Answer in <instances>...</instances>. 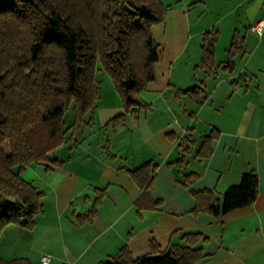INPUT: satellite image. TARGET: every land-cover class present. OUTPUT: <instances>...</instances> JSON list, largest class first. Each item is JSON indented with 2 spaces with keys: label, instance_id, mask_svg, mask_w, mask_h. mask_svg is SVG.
Masks as SVG:
<instances>
[{
  "label": "crops",
  "instance_id": "obj_1",
  "mask_svg": "<svg viewBox=\"0 0 264 264\" xmlns=\"http://www.w3.org/2000/svg\"><path fill=\"white\" fill-rule=\"evenodd\" d=\"M216 1L221 11L211 9ZM161 2L168 9L151 28L160 60L141 93L148 107L116 123L114 113L107 115L98 141L60 146V165L25 168L23 178L43 192V209L31 229L4 227L1 260L39 264L48 254L53 264H97L123 246L133 257L164 253L184 243L185 233L199 232L195 245L206 256L197 264H264V31L250 30L264 21V0ZM197 5L208 18L191 14ZM211 31L217 36L203 65L204 34ZM194 85L205 95L201 102L184 93ZM86 130L80 139L95 133ZM210 133V154L200 157ZM147 162L154 177L142 193L129 170ZM251 170L258 193L250 205L218 216L193 210L192 191L210 189L221 198Z\"/></svg>",
  "mask_w": 264,
  "mask_h": 264
},
{
  "label": "trees",
  "instance_id": "obj_2",
  "mask_svg": "<svg viewBox=\"0 0 264 264\" xmlns=\"http://www.w3.org/2000/svg\"><path fill=\"white\" fill-rule=\"evenodd\" d=\"M167 7L161 0H0V234L8 224L34 227L43 192L22 177L23 169L41 162L60 165L48 155L64 141L72 147L89 123L96 106V61L122 99L123 113L110 122L148 107L141 92L155 79L160 60L151 28L163 20ZM204 35L201 58L207 65L217 33ZM184 93L198 102L205 98L198 85ZM68 106L73 119L66 126ZM212 139L211 133L203 136L198 156L210 154ZM129 172L142 193L152 184L150 162ZM257 185L251 170L221 198L210 189L192 191L193 210L218 216L248 206L257 197ZM183 236L184 243L164 253L133 257L123 246L112 260L97 264H197L206 256L195 245L200 233ZM0 264L30 263L14 258Z\"/></svg>",
  "mask_w": 264,
  "mask_h": 264
},
{
  "label": "rangeland",
  "instance_id": "obj_3",
  "mask_svg": "<svg viewBox=\"0 0 264 264\" xmlns=\"http://www.w3.org/2000/svg\"><path fill=\"white\" fill-rule=\"evenodd\" d=\"M198 0H195V2ZM202 2V0H200ZM199 2V3H201ZM198 3V2H197ZM220 1H216V3H211L210 7L212 10L216 11H221V6H220ZM191 14H194L195 16L200 15V19L202 18H208V16L210 15V12H208V10H206L205 8H203L200 5H197L194 8V11H191ZM239 14V13H237ZM233 18V17H231ZM96 80H97V92H96V106L93 108V112L90 118V124L89 125H83L79 132L76 135V141L79 140V142H83V141H91V140H95L98 141L99 136L102 132V128L101 127V120H104L106 118L107 115H113V113L115 115H119L118 113H123V104H122V99L120 97V95L118 94V92L115 90L113 82L111 80V77L108 75V73L103 69L102 65L100 64L99 60L96 61V65H95V71H94V75H93ZM154 81V80H153ZM152 81V82H153ZM150 82V83H152ZM148 83V85L150 84ZM147 87V86H146ZM146 90V89H145ZM143 92V91H142ZM141 92V93H142ZM142 98V97H141ZM116 112H115V111ZM154 112V111H152ZM73 109L72 106H68V108L66 109V112L64 113V125H69L73 119ZM89 116V114H88ZM87 129L85 136L88 135L89 132H93L95 131V133L93 134V136H89V140H86L84 137L82 139H80L78 137V135H80V131L82 129ZM68 136V133L66 135V137ZM67 141V139H66ZM76 141L74 144H76ZM84 142V144H86ZM67 146V143L64 141V143ZM63 144H60L58 147L59 149L56 148V151L54 152L53 155L51 156H55V157H59V155L64 154L65 149H63L62 146ZM29 173V169H23L22 172V177L28 175ZM2 240V239H1ZM3 240H5V237H3ZM38 264V263H37ZM49 264H53L52 261L50 260Z\"/></svg>",
  "mask_w": 264,
  "mask_h": 264
},
{
  "label": "built area",
  "instance_id": "obj_4",
  "mask_svg": "<svg viewBox=\"0 0 264 264\" xmlns=\"http://www.w3.org/2000/svg\"><path fill=\"white\" fill-rule=\"evenodd\" d=\"M262 29H264V21L262 20H259L257 23H255L250 27V30L258 35H260L262 31H264ZM49 262H50V256L48 254H44L40 257L39 264H49Z\"/></svg>",
  "mask_w": 264,
  "mask_h": 264
}]
</instances>
